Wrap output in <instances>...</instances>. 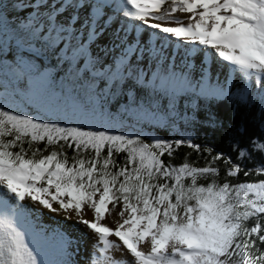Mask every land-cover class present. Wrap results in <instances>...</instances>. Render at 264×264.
<instances>
[{
    "label": "snow or ice",
    "instance_id": "1",
    "mask_svg": "<svg viewBox=\"0 0 264 264\" xmlns=\"http://www.w3.org/2000/svg\"><path fill=\"white\" fill-rule=\"evenodd\" d=\"M13 8L25 19L10 27L0 14V54L14 47L17 56L12 65L0 62V72L7 69L17 81H47V73L21 55L25 48L37 57L47 54L58 56L57 62L73 61L121 17L125 23L113 30L111 41L118 55L103 72L114 86L163 95L172 102L189 92L206 99L231 95L203 74L193 82L172 71L167 60L173 54L165 52L167 45L141 47L138 39L129 38V32L139 34L147 28L175 38L177 47L180 42L200 46L206 56L226 62L245 82L240 98L258 99L264 106V0H18ZM177 11L190 14L187 24L176 19ZM145 54L161 70L145 74L139 68ZM6 104H0V264H74L66 258L72 244L66 234L61 237L62 258L55 262L43 259L28 240L20 203L25 200L55 213L74 211L76 222L98 238L93 248L101 256H93L91 264H99L101 258L106 264H264V248L257 246V241L264 245V179L219 182V169L212 162L203 167L170 162L174 146L180 147L183 140L148 143L139 134L62 126ZM138 111L149 115L142 106ZM41 143L43 148L34 147ZM252 145L264 156V143L254 140ZM187 146L199 151L198 145ZM66 148L72 149L71 157ZM119 153L125 154L122 164L114 159ZM246 155L250 154L239 150L238 158ZM212 159L224 157L218 153ZM241 170L240 164H233L225 176L235 177ZM252 173L264 174V163L244 171L245 177ZM201 179L207 183H199ZM117 205L121 208L116 227L101 224ZM85 207L92 210V220L83 218ZM121 245L130 262L107 255Z\"/></svg>",
    "mask_w": 264,
    "mask_h": 264
},
{
    "label": "rangeland",
    "instance_id": "2",
    "mask_svg": "<svg viewBox=\"0 0 264 264\" xmlns=\"http://www.w3.org/2000/svg\"><path fill=\"white\" fill-rule=\"evenodd\" d=\"M15 12L17 11L14 10L13 7L6 8L5 10L3 9V7L0 8V14H3V16L7 17V19ZM173 15L176 17V19L183 21L184 24H187L190 14L177 11ZM115 19L112 21L108 30L99 38V40L95 44L90 45L88 48L89 59H94L96 63L101 66L103 65L104 68L111 66L114 55H118V53L115 52L111 47L113 30L119 29L125 22L121 17L119 18V21H117L118 19ZM8 22L9 21L7 20V23ZM159 22L165 25H167L166 23H168L169 26H177L171 21ZM133 23L138 24L139 22ZM121 34L123 35V33ZM134 35L135 33L129 32L130 39H132L133 37L131 36ZM136 39L140 41L141 47L148 45L149 47L154 46L158 48L161 44L167 45L164 49L165 52L173 54L167 60V64L170 66L171 70L175 71L177 74H184L193 82L198 81L203 74L211 83H219V85L225 88L227 91L231 90L232 88H239L240 90L244 89L243 84L245 82L241 78L239 73H231L226 62H222L218 58H215L211 55L206 56L205 50L200 46L192 47L191 45H184L183 42H180V46L177 47V41L175 40V38H165V34L157 33L156 30L147 28H142L140 33L137 34ZM181 49L183 51H181L182 54L180 55L179 51ZM190 53L192 54L188 55ZM5 56L15 59L17 57L15 48L11 47L5 50L3 54H0V62H2L4 65H7L3 61V57ZM30 56L34 61H36L34 63L36 67L41 72H44L46 69H41V62H39L37 57L33 54H30ZM24 59L31 62V60L26 57H24ZM146 59L147 56L145 54L144 61L139 64V68L142 69L145 74H151L152 72L161 70L154 66L153 62L150 59H147L148 63H146ZM209 60L211 65L207 64ZM202 64H204V66ZM7 73H9L7 69H5L4 72H0V104H2V102L6 100V107L18 113L28 115L27 112L32 113L33 111H39L36 116H30H34L38 119H43L45 122H57L62 126H80L85 130H88L89 128L107 130L113 134H139L140 136L147 137L151 141L154 139H161L157 135H154L143 128L141 129V126L146 122L161 124L166 121V116L163 115V113H156L152 110V108H150V106H146L145 103L140 102V104L138 103L137 105V102H135V107L132 106V109L129 107L131 113L128 115L132 117V120L130 122L126 121L127 118H124L120 114V109H118V116H112V119H115V122L108 121V118L107 120H102L98 117L99 114H101L102 112L106 114V112L109 111L98 110V108L96 107H93L92 110H90L91 106L86 101L91 100L92 102H97L98 98H96L95 94L91 92V88L89 86H86V88L88 89L86 92H81V90L79 91L78 89L70 88L64 78H56L54 80V78L56 77V75H54V78L48 76L47 81L44 83L32 85L29 84L27 77L21 81H17L15 79L16 81L15 83H13L14 88H11V79L8 77ZM53 80L58 84L59 87H57V84L56 86L51 84L53 83ZM23 81L27 82L24 84V86H21ZM239 86H241V88ZM43 89H46L48 92H54L50 94H43V97H41ZM15 92L18 93L16 94ZM21 92L25 93L26 95H21ZM102 93L109 92L106 89H102ZM62 97H64L66 104H64V102H61ZM57 105L59 109L56 108ZM100 105H105L103 100L100 101ZM140 106L146 109L149 115H142L138 111ZM52 109H58L61 114L58 113L59 115L55 116ZM124 110L126 111V109ZM90 111H92L95 115L91 116V114L89 113ZM95 112H97L98 114H96ZM41 113L45 116H42ZM135 123L139 124V126L135 127ZM9 202L15 203V201L11 200V198H9ZM20 203L23 205L24 209V219L26 221V231L28 233L27 238L41 253L43 259L50 262H55L62 258L61 237L65 234L72 239V244L69 248L70 256L66 258L71 259L74 264H91L92 255L96 257L101 256L98 249L93 248L94 242H91V239H94L93 236L95 234L93 235L91 232H89L90 230L85 225L76 222L79 218L76 216L74 211H69L67 213H55L43 208L37 203L31 202L30 200H25ZM54 207L58 208V205H54ZM120 208L121 206L117 205V207L111 212V214L106 213L105 218L102 219L100 223L114 229L117 223L120 222V217L118 215ZM65 216H68L69 218L66 220ZM83 218L92 220V210L85 207V209L83 210ZM86 231L87 233H85ZM39 235H43L45 239L49 238L47 244L38 242L36 240V237H38ZM111 240H113V238ZM121 247L123 246L121 245ZM115 260L118 261L117 258H115ZM99 264H106V262L103 258H101Z\"/></svg>",
    "mask_w": 264,
    "mask_h": 264
},
{
    "label": "trees",
    "instance_id": "3",
    "mask_svg": "<svg viewBox=\"0 0 264 264\" xmlns=\"http://www.w3.org/2000/svg\"><path fill=\"white\" fill-rule=\"evenodd\" d=\"M17 2L18 0H0V8L3 7L4 10L12 8ZM22 19H25V17L15 12L7 19L9 21L8 25L12 26ZM30 54L35 55L33 52H28L26 48L21 53V55L30 59L31 63H35L36 61L33 60ZM15 59L3 57V61L7 65H12ZM37 59L41 62V69H46L44 72L47 73V78L48 76L54 78V75H56L54 80L56 78H64L70 88L81 90V92H86L88 90L86 86H89L91 92L98 98L97 102L86 101L91 106L90 110L96 107L98 110L109 111L106 114L103 112L99 114L98 117L102 120H107L108 118V121L115 122L112 116H118V109H120V114L127 118L126 121L130 122L132 117L128 114L131 113L130 108L132 109V106H136L135 102H137V105L140 102L145 103L146 106H150L156 113H163L166 116L164 123L146 122L141 126V129L143 128L165 141L183 140L185 142L178 148L174 146V155L170 161L173 165L178 166L186 161L196 167H203L212 162L211 166L219 169V175L216 177L219 182L227 179L235 184L243 181L257 182L264 179V174L260 173H252L247 177L244 175V171L264 163V156L259 151L254 150L252 145L254 140L264 143V106L260 104L258 99L255 101L241 99L244 89L232 88L228 91L231 95L220 99H206L189 92L178 96L172 102L163 95L144 91L137 92L135 89L130 90L123 84L114 86L113 82L106 81L103 76V72L107 67L102 68L94 59L90 60L88 51L84 56L77 57L73 61L60 60L57 62L58 56L52 57L47 54H41ZM7 75L12 81H10V87L14 88L15 76L11 72L7 73ZM54 80L51 84L56 86L57 83ZM26 82L23 81L21 86H24ZM212 84L215 85V83ZM57 87H59L58 84ZM239 87L241 88V86ZM102 89H106L109 93H102ZM251 91L255 92L254 86ZM53 92L43 89L41 97H43V94ZM15 93L17 94L18 92ZM22 94L26 95L21 92ZM102 100L105 105H100ZM61 102L66 104L64 97H62ZM56 108H58V105ZM58 109H52L55 116L61 114ZM27 113L28 115L36 116L39 111ZM89 113L91 116L95 115L92 111ZM95 113L98 114L97 112ZM41 115L45 116L42 113ZM135 125V127L139 126L137 123ZM141 138L145 142H152L145 136H141ZM188 143L198 145L199 151L188 147ZM37 146L40 148L44 147L43 143L34 145V147ZM239 150H244L246 154L250 155L238 158ZM65 151L69 157L73 155L72 149L66 148ZM218 153L223 154L224 159H229L232 163L225 164L224 159L213 161L212 158ZM124 155V153L114 154L117 164L123 163ZM163 159L165 163L169 162L167 155ZM237 163L241 165L242 170L235 177H226V169ZM211 178L209 177V179ZM199 183H207V180L201 179ZM254 222V219L249 220L247 222L248 226H252ZM36 238L38 242L45 244L49 241V238L45 239L43 235H39ZM257 246L264 248V245H260L259 241H257Z\"/></svg>",
    "mask_w": 264,
    "mask_h": 264
},
{
    "label": "bare ground",
    "instance_id": "4",
    "mask_svg": "<svg viewBox=\"0 0 264 264\" xmlns=\"http://www.w3.org/2000/svg\"><path fill=\"white\" fill-rule=\"evenodd\" d=\"M167 6V5H166ZM119 18L120 17H117L116 19H118L117 21H119ZM115 19V20H116ZM123 20V19H122ZM124 21V20H123ZM155 22H158V23H160L159 21H155ZM167 25L166 26H169V24L168 23H166ZM172 27H175V25H172ZM167 43V42H166ZM150 45V44H149ZM151 46V45H150ZM153 46V45H152ZM190 49V48H189ZM181 51H183L182 49L179 51V54L181 55L182 54V52ZM192 53H190V54H188V55H191ZM194 55V54H193ZM202 59V58H201ZM202 61V60H201ZM206 62V61H205ZM146 63H148V60L146 59ZM207 64L208 65H211V63H210V60L207 62ZM59 215V214H58ZM60 215H62V214H60ZM53 218V217H52ZM57 218V217H56ZM72 222V221H71ZM75 231V230H74ZM89 232H91V231H89ZM85 233H87V231L85 232ZM92 233V232H91ZM93 235H94V233H92ZM91 236V235H90ZM84 237V236H83ZM94 237V239L92 240L91 239V242L93 243H96L97 242V240H98V238H97V236L96 235H94L93 236ZM85 238V237H84ZM113 238V241H116V242H118V240H117V238L115 237V236H111V237H109V239H112ZM83 244V243H82ZM87 246V245H86ZM101 246V245H100ZM142 249L143 250H147V246L146 245H143L142 246ZM85 252V251H84ZM108 256H110V257H112L113 259H115V258H117L118 259V261H129L130 262V260H131V257H130V255L127 253V250L126 249H123V247H121L120 246V248L119 249H116V248H113V249H111L109 252H108V254H107ZM93 256L94 255H92V258H93Z\"/></svg>",
    "mask_w": 264,
    "mask_h": 264
}]
</instances>
